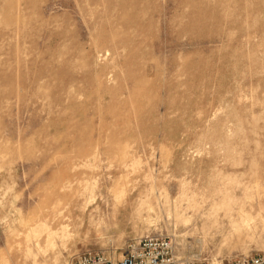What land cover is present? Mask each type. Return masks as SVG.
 Returning a JSON list of instances; mask_svg holds the SVG:
<instances>
[{
	"label": "rangeland",
	"instance_id": "obj_1",
	"mask_svg": "<svg viewBox=\"0 0 264 264\" xmlns=\"http://www.w3.org/2000/svg\"><path fill=\"white\" fill-rule=\"evenodd\" d=\"M264 256V0H0V264Z\"/></svg>",
	"mask_w": 264,
	"mask_h": 264
},
{
	"label": "built area",
	"instance_id": "obj_2",
	"mask_svg": "<svg viewBox=\"0 0 264 264\" xmlns=\"http://www.w3.org/2000/svg\"><path fill=\"white\" fill-rule=\"evenodd\" d=\"M69 264H264V256L252 254L220 259L192 258L179 254L170 237L146 234L129 241L119 256L86 249L75 254Z\"/></svg>",
	"mask_w": 264,
	"mask_h": 264
}]
</instances>
